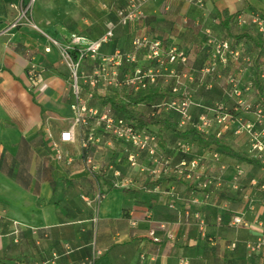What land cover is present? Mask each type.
Wrapping results in <instances>:
<instances>
[{
  "label": "crops",
  "instance_id": "1",
  "mask_svg": "<svg viewBox=\"0 0 264 264\" xmlns=\"http://www.w3.org/2000/svg\"><path fill=\"white\" fill-rule=\"evenodd\" d=\"M29 1L0 0V264L40 261L53 254L58 257L56 264H179L180 259L189 264H260L256 256L248 255L244 243L264 237V229L229 226L228 221L242 213L249 221L260 219L264 223V193L250 186L254 179L264 183V167L229 158L217 150L228 167L226 180L232 178L236 167L243 170L242 188L237 192L214 190L207 203L193 205L191 198H200L201 193L173 175L154 182L145 180L148 188L155 183L158 186L149 192L135 186L112 188L106 180L81 171L77 135L74 143L59 145L64 155L72 158L71 163L53 160L46 131L57 139L60 131L70 126L73 96L68 70L52 41L64 44L71 34L87 41L95 39L108 23H116L117 4L114 0H34L30 19L36 28H9L18 8ZM142 10V23L116 24L112 39L101 51H128L131 37L137 34L159 39L165 47L185 50L186 65L175 69L179 74L187 73L181 81L195 100L206 104L226 99L232 103L226 96V81L236 73L233 64L218 65L210 89L199 85L193 73L206 58L204 31L225 38L229 26L225 14L231 17L256 11L264 16V0H202L200 5L188 0H147ZM246 29L252 37L261 38L253 29ZM239 44L250 54L249 42ZM30 62L43 69L42 81L35 86L26 76ZM139 63L144 64L142 60ZM253 76V69L248 68L241 74V82L246 84ZM165 83L160 78L154 88L158 97L164 95ZM246 96L251 102L256 100L254 87ZM243 118L249 120L253 115L245 113ZM159 134L163 150L178 162L182 155L171 148L175 138ZM222 139L230 147L246 151L245 135L227 131ZM192 143L196 153L204 157V168L216 173L210 151ZM90 154L103 164L117 156L119 148L104 150L96 145ZM124 164L122 169L131 173ZM97 183L106 196L93 208L81 196L92 197ZM169 188L178 197L175 209L168 207L164 192ZM196 211L207 222L206 237L200 236L193 223L191 214ZM219 215L220 224L215 222ZM157 222L167 223L174 240H167L162 231L157 232L160 243L148 238L147 231ZM231 241L236 242L232 250L227 248Z\"/></svg>",
  "mask_w": 264,
  "mask_h": 264
},
{
  "label": "built area",
  "instance_id": "2",
  "mask_svg": "<svg viewBox=\"0 0 264 264\" xmlns=\"http://www.w3.org/2000/svg\"><path fill=\"white\" fill-rule=\"evenodd\" d=\"M33 1L30 0L28 4L18 8L9 28L19 25L36 28L30 19ZM146 1L124 0L118 5L119 0H114L117 4L114 10L116 23H108L95 39L87 41L80 35L71 34L64 44L52 41L59 49L61 60L68 70L73 96L70 104L72 112L70 126L60 131L57 139H54L50 131H46L47 141L53 151L52 158L57 162L70 164L72 158L66 157L59 145L74 143L78 136L79 153L82 156L81 171H86L102 181L106 180L112 188L126 189L135 186L141 190L155 192L158 189L157 184L148 188L145 180L154 182L173 175L201 193L200 198H191L190 202L193 205L207 203L214 190L240 191L243 170L236 167L232 178L226 180L224 175L228 167L220 160L216 150L210 152L212 161L217 165L215 173L204 168L202 165L204 157L195 152L191 141L175 138L171 148L189 158L182 157L178 162H174L161 146L157 126L137 125L136 120L116 113L106 100L114 95L127 100L138 93L154 91L159 79L164 78L166 82L162 91L164 95L157 96L150 102L137 103L133 106L135 111L147 119L173 116L179 132L194 129L197 133L213 135L216 138H222L227 131L233 135L243 134L247 138L246 154L264 166V109L258 97L251 102L246 96L254 87V76L252 81L246 84L241 82V74L253 66L251 55L242 50V45L233 44L226 38L215 37L206 29L204 31L206 58L202 65L193 71L199 85L210 89L215 82L218 65L226 67L230 63L233 64L236 73L228 76L226 81V96L233 99L232 103H228L226 99L206 104L195 100L190 89L181 81V77L186 78L187 73L179 74L175 69L176 66L186 65L188 57L185 50L174 46L165 47L159 39L137 34L131 37L128 51L116 50L111 54L101 51L112 39L116 24L127 26L142 23L144 17L142 7ZM188 1L200 5L202 0ZM234 22L239 27L253 29L264 40V16L259 12L252 11L248 15L237 13ZM45 51L49 52V48H45ZM139 60L144 64H140ZM42 71L43 69L35 63L30 62L27 65L26 76L32 86L42 81ZM255 78L264 93V62L259 66ZM254 91L257 96L255 87ZM91 102L99 104L92 105ZM245 113H251L253 118L245 120L243 118ZM96 145L102 146L104 150L114 151L119 148V154L100 164L90 154ZM123 161L131 173L122 169ZM250 186L264 193V183L254 179L250 181ZM164 193L169 198L168 207L175 209L178 198L175 190L169 188ZM105 196V189L101 187V183H97L92 197L82 195L81 198L86 205L96 208ZM191 215L200 236L206 237L207 222L203 215L198 211ZM215 222L220 224L222 216H217ZM228 225L244 227L254 225L264 229V223L260 219L249 221L242 213L231 216ZM158 231L164 232L167 240L175 238L168 231L167 223L157 222L147 231V236L152 242L162 241L157 234ZM235 247V241H231L227 246L231 250ZM244 247L248 255L256 256L260 264H264V237L246 241ZM57 258L53 254L45 260L18 264H56ZM179 264L189 262L187 259H180Z\"/></svg>",
  "mask_w": 264,
  "mask_h": 264
},
{
  "label": "trees",
  "instance_id": "3",
  "mask_svg": "<svg viewBox=\"0 0 264 264\" xmlns=\"http://www.w3.org/2000/svg\"><path fill=\"white\" fill-rule=\"evenodd\" d=\"M224 17L226 22L229 24V26L225 28L224 37L226 39L231 40L233 44H237L244 41H247L250 44L249 52L252 57V63H253L252 69L254 72V87L257 92L258 100L262 103L264 109V93L259 88L257 79L255 78L259 66L261 65L262 62H264V40L259 37H252L248 29L239 27L234 22V16L230 17L227 14H225ZM157 96H158L157 93L150 90V91L138 93L127 100L118 97L117 95L108 97L106 98V100L110 102L112 108L115 110L116 113L126 118L136 120L137 125L139 126L145 124H152L157 126L158 131L161 134L169 133L173 138L187 139L191 142L196 143L198 147L206 148L210 152L212 150H216V151L218 150L229 158L238 161H243L248 164H252L254 166L264 167L259 161L250 158L246 154V152L238 148L230 147L229 144L226 141H223L222 138H216L213 135H202L200 133H197L194 129H188L185 132H179L176 129L173 116L147 119L144 116L140 115L137 111H135V109H133V106L136 105L137 103L150 102ZM181 155L182 157H185V155L183 154ZM185 158H189V156H186Z\"/></svg>",
  "mask_w": 264,
  "mask_h": 264
},
{
  "label": "rangeland",
  "instance_id": "4",
  "mask_svg": "<svg viewBox=\"0 0 264 264\" xmlns=\"http://www.w3.org/2000/svg\"><path fill=\"white\" fill-rule=\"evenodd\" d=\"M161 137V136H160ZM164 145V144H163Z\"/></svg>",
  "mask_w": 264,
  "mask_h": 264
}]
</instances>
